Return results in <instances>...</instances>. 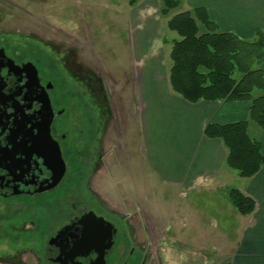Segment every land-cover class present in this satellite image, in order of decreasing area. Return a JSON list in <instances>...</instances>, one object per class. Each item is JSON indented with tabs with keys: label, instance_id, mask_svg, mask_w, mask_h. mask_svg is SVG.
Returning a JSON list of instances; mask_svg holds the SVG:
<instances>
[{
	"label": "flooded vegetation",
	"instance_id": "1",
	"mask_svg": "<svg viewBox=\"0 0 264 264\" xmlns=\"http://www.w3.org/2000/svg\"><path fill=\"white\" fill-rule=\"evenodd\" d=\"M34 38L52 51L48 66H60L70 80L63 77L55 82L48 76L50 69L39 59L26 57L25 49L0 45V219L32 213L22 223L16 219L10 223L12 232L32 234L37 214L31 211L66 204L62 222L37 248V264H92L109 243L102 240L109 234L113 245L103 253L105 264H131L133 260V264H150L146 249L137 241L139 232L145 233L144 183L142 196L128 194L127 166L121 158L130 154H125L128 144L119 143L123 136L118 129L127 132L128 123L127 109L118 97L120 89L95 69L75 66L77 53L65 42ZM61 82L63 94L68 92V82L75 86L76 121L70 115L71 106L55 102ZM56 145L65 173L52 187L60 170L53 158ZM105 182L117 189L116 199L103 189ZM99 219L111 224L115 233L108 225L98 224ZM2 229L5 233L6 228ZM83 234L89 238L77 246ZM6 259L11 258L0 261Z\"/></svg>",
	"mask_w": 264,
	"mask_h": 264
},
{
	"label": "rangeland",
	"instance_id": "2",
	"mask_svg": "<svg viewBox=\"0 0 264 264\" xmlns=\"http://www.w3.org/2000/svg\"><path fill=\"white\" fill-rule=\"evenodd\" d=\"M161 7L162 0H139L136 7L130 6L129 0H0V45H7L11 49H25L26 57L39 59L44 67L50 69L48 76L57 82L63 77L69 80L70 78L68 75L63 76L60 66H48L50 59H53L52 51L43 43L38 44L39 41L34 37L65 42L67 47H72L77 53L75 66L81 64L85 65L87 70L95 69L102 77L108 78L112 86L117 85L120 89L118 97L127 109V132L123 133L121 128L118 131L120 138L123 136L122 140L119 139V143L126 142L129 146L125 152V154H130L129 157L125 158L121 155L123 165L127 166L128 194L142 196L143 182L145 200H149L152 206L156 202L160 206H165L167 201V207H170L169 212L172 215L173 204L177 203L178 190L174 186L163 184L161 177L151 168L146 153L144 158L138 156L141 153L140 131L137 113L135 107L133 108L135 102L133 106L131 104L133 98L135 100L132 90L138 82L141 84L140 71L145 69V54L149 49L150 58L158 60L163 72L166 68L170 72L173 64L170 54L173 41L178 40L179 37L168 29V19L162 17ZM186 10L188 9H186L185 1L182 0L181 8L174 14ZM163 40L171 44L164 45ZM122 85L127 87L121 89ZM65 89L68 92L63 94L61 82L55 92V102L57 105L66 103L68 107L71 106L69 112L72 119L76 121L78 101L73 96L75 86L68 82ZM255 130L261 131L252 122L251 137H256ZM145 152H147L146 144ZM129 170H132V173ZM225 170L236 174V171L230 169L226 163ZM222 175L227 178L224 173ZM119 177L120 175L117 178ZM233 184H229L228 187H232ZM103 189L114 199L117 198L114 194L117 189L112 184L105 182ZM190 206L196 210L195 214L190 213L186 207L184 213H179L182 230L190 227L194 216L204 224L206 223L207 229L213 233H218L224 228L234 232L243 221L248 223V218L242 217L229 201L225 187L200 190L197 194H193ZM66 207H68L66 204L49 205L31 211L37 214V218H33L37 228L32 234L27 235L20 232L21 230L16 231L17 234L12 232L10 223L16 220H21L20 223H22L31 218L32 213L21 212L11 220L0 219V260L11 258L0 261V264H37L36 254L39 253L37 248L42 247L46 243V237L58 228L63 220ZM51 212L55 215H51ZM172 221L169 229L174 232ZM136 223L141 226L140 221ZM2 228H6L5 233ZM168 234L169 237L165 244L169 246L176 244L177 247H182L180 257L185 258L183 255L185 249L194 245L185 241L181 244L179 240L177 243L172 233L168 232ZM212 239H207L204 245H214L220 250V239L216 237ZM137 241L145 248L147 238L143 231L139 232ZM201 244L203 245L202 242H198L195 245L200 246ZM158 251L156 245L150 246L147 252L148 259H151L150 264H159L156 261ZM220 255L218 253V256ZM177 263L183 264L181 261Z\"/></svg>",
	"mask_w": 264,
	"mask_h": 264
},
{
	"label": "crops",
	"instance_id": "3",
	"mask_svg": "<svg viewBox=\"0 0 264 264\" xmlns=\"http://www.w3.org/2000/svg\"><path fill=\"white\" fill-rule=\"evenodd\" d=\"M184 1L188 10L182 12L206 9L221 32L253 41L257 31H264V0ZM163 43L171 44L164 40ZM149 50L145 54V69L140 71L141 84L138 82L132 90L141 155L144 158L146 153L151 168L161 177L165 186L177 188L178 197L177 203L173 204L172 215L167 201L165 206H160L158 202L152 206L149 200H145L146 252H149L150 246L156 245L159 250L156 261L159 264H178L177 261L183 264H264V166L255 177L241 179L237 173L225 170L227 150L222 142L208 139L204 134L206 126L211 123L225 125L244 121L249 122L250 134V104L186 102L172 91L169 69L163 72L158 60L150 58ZM259 67L264 71V59ZM255 136L252 138L259 141L264 154V131L255 130ZM229 184L234 186L228 187ZM222 187H225L227 194L238 189L255 201V212L242 216L248 218V223L243 221L234 232L224 228L213 233L207 229L206 223L194 216L190 227L182 230L179 213H184L186 208L190 213L196 212L190 206L193 194ZM171 221L174 222V232L169 229ZM168 232L177 239V243L179 240L181 244L185 241L194 245L185 249V258L180 257L182 247L165 244ZM215 237L220 239V250L214 245H204L207 239ZM198 242L204 246H196ZM218 253L221 255L218 256Z\"/></svg>",
	"mask_w": 264,
	"mask_h": 264
},
{
	"label": "trees",
	"instance_id": "4",
	"mask_svg": "<svg viewBox=\"0 0 264 264\" xmlns=\"http://www.w3.org/2000/svg\"><path fill=\"white\" fill-rule=\"evenodd\" d=\"M139 0H129L136 7ZM182 0H162L160 13L168 19V29L176 33L171 52L169 84L172 91L191 104L204 102H246L250 121L264 131V31L253 41L224 33L204 8L177 12ZM249 122L225 125L208 124L205 137L219 140L227 150V166L241 179L255 177L264 166V154L258 140L249 134ZM233 207L242 216L252 215L256 203L238 189L228 194Z\"/></svg>",
	"mask_w": 264,
	"mask_h": 264
},
{
	"label": "water",
	"instance_id": "5",
	"mask_svg": "<svg viewBox=\"0 0 264 264\" xmlns=\"http://www.w3.org/2000/svg\"><path fill=\"white\" fill-rule=\"evenodd\" d=\"M47 106L50 108V106H51L50 101H47ZM50 123H51V121H49V124ZM53 158H54V162H56L60 167V170L58 172H56V175L53 179L52 187H55L56 185H58L61 182L63 175L65 173V163L62 159L61 151H60V148L58 145H56V152H55V155L53 156ZM98 224L103 225V226L108 225L113 230V233H115L114 227L111 224H107V222L105 220L99 219ZM112 236L109 234L105 239H102L103 243H106L107 241H109V243H107V245L105 244V247L103 248V252H102L101 256L98 258V260L96 262H94L92 264H105V259H104L103 253L106 250L111 249V247L113 245V237ZM87 238H89V235L83 234V238L77 243V246H80L81 244L86 243L85 241L87 240Z\"/></svg>",
	"mask_w": 264,
	"mask_h": 264
}]
</instances>
